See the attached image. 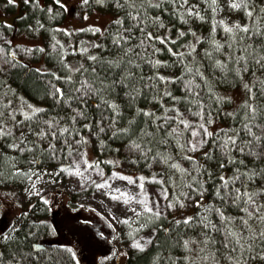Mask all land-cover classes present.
<instances>
[{"label":"snow or ice","instance_id":"snow-or-ice-1","mask_svg":"<svg viewBox=\"0 0 264 264\" xmlns=\"http://www.w3.org/2000/svg\"><path fill=\"white\" fill-rule=\"evenodd\" d=\"M28 2L29 0H25V3ZM206 2L209 3V7H211L215 13L217 11V0H206ZM55 3L59 5L60 8L67 10L66 5L62 4L61 0H55ZM89 3L90 0H82V4L84 5ZM95 3L102 7L110 3L112 8L117 10L116 19L112 21V24L116 26L114 32L104 33L101 32L99 28L88 30L92 31L93 34L101 33V35H105L106 38L110 40L112 49L111 54L108 56L103 54L104 52L110 51L108 45L95 44L94 47L102 49V53L89 55L87 57L88 60L93 62L89 68H85L81 65L80 68L74 70L80 73L81 78L76 81H73L72 76L64 78L66 83L70 85L68 90L69 95H66L63 90L53 85L55 88L53 96L57 97L58 94L57 103L63 102L69 108L72 107L73 101L81 105L79 109H72L74 114L69 118L71 124L75 125L78 118L87 119L83 108L88 107V102L91 100V107L97 109L100 114V119L96 121L95 125L98 132H93V125L91 123L83 124V128L94 135H99V133L110 130L112 137L127 136L129 142L126 146L128 149L130 151L139 152L141 157L145 160L149 158V154L153 151L152 147H149V145L153 143L167 145L170 138H176V144L179 150L184 153L182 159L191 164V170L182 167L181 164L176 162L169 154L157 151L155 155L151 156V159L153 161L158 160L162 165L166 166L165 172L168 173V177L167 179H156L155 174H153L150 182L161 186L162 199L167 201V209H183L186 207L185 201H190L195 208L202 209V211L195 213V215L174 220V227L176 228L180 225H184L185 228L189 229H201L199 233L201 239L199 241L190 239L182 240L181 246L187 253L195 251L190 247L191 244L203 245V247L199 248L195 257L185 255L183 257L184 264H198V262L207 264L210 259L213 260L215 264H218L215 252L209 254L208 251L209 245L215 246L217 243H219L227 253L225 258L229 264H248V260H259L261 264H264V203L258 202L257 199V197L264 196V189L249 192L245 181L242 180L243 177L247 181H252L259 173L255 170L251 172H241L240 169L237 168L236 173L227 179L223 174L219 175L220 183L215 188V198L223 204H229V202H231L230 206L237 207L239 211L243 213V215L238 217L227 216L219 206L213 204L205 206L203 204V197L208 189L205 187L207 181L202 178L201 173L202 171L207 173L209 179H211L212 174L207 171L204 165L199 164L192 155L187 154L188 152L200 151L205 144H208L209 138H211L213 146L219 149V152L227 159L229 164L237 163L235 158L231 155L234 151H239V153L246 154L256 160L264 159V123H256L258 118L264 119V106L256 103L258 96L264 99V79L255 74L256 70L264 72V51H261L264 49V44L254 46L251 43H243L245 39L252 40L253 37H257L261 41H264V24L260 23L261 20H264V8H260L259 12H257L254 5L250 6L251 0H228V7L235 11H243L244 15L251 21V25L235 23L228 26L225 25L223 20L215 21V17H213V38L210 41H203L199 37L196 38V44L205 42L210 43L211 50L204 49L200 54V60H197L196 45L190 44L185 51H173L171 47H168V44H176V40L170 37L154 36L151 32H146L149 20L152 24L164 27L159 16H148V9H160L163 4H170L174 9V14L181 16V18L187 15L195 16L203 20L199 11L195 10V5L188 6L186 11H181L188 5V0H156V2H154V0H95ZM13 4H15V0H6V6ZM119 11H124L125 15H119ZM164 11H167V9H164ZM49 12H51V9H49ZM125 19L129 21L127 26H125ZM218 26H223V31L229 34V39L227 41V48L229 51L223 53L226 56V59L223 61L216 59L213 55V53H221L225 48V44H221L214 39V33ZM8 27L11 26L9 25ZM134 30H138L139 36L135 34ZM169 31H171V29H169ZM189 31L193 37H196L195 32ZM236 33L242 34L239 36V42L236 40ZM185 35L186 33L181 31L177 39ZM133 40L138 42L134 44L132 43ZM157 41L167 48L171 56L176 58L175 63H178L183 68L182 74L175 79H169L159 75L145 78L143 74L133 71L134 69L139 70L142 63H147L153 68H158L162 63H165L151 58L161 51V49L155 47L154 42ZM58 43L59 41H57V44ZM237 44L238 47H234ZM53 47H55V45ZM149 49L152 50L151 53H149ZM4 51L5 50L0 47V54L4 53ZM28 51L32 50L29 49ZM38 51L42 52L44 50L41 48L38 49ZM87 51V49L81 50V52ZM237 52H239V54H237ZM73 54H75V52ZM12 55L14 56L15 54L12 53ZM187 57H191V60H186ZM202 60L208 61L207 70H210L213 74L217 71L221 74L219 79L224 80L229 72H233L239 77L241 86L248 94V99L241 105L243 116L240 121V127L234 131L233 135L224 132V136L220 137L219 133H216L214 136L213 132L208 131L207 125L213 122L211 119V104L215 102V104L219 106L230 101V97L219 96L215 93L211 87L209 78L205 76V72L202 70ZM7 62L8 61L5 60V63ZM229 63L233 64L234 67L230 69L228 67ZM250 63L253 66L251 83L245 81L243 76V73L249 71ZM2 70L3 69H0V71ZM69 70L71 71V69ZM55 78L61 79L59 76ZM145 79L149 82L141 86L140 81ZM197 79H199L201 83H197ZM157 80L164 84L180 81L183 84L185 96L177 97L174 96L172 92L165 90L163 95L169 97L174 104L172 107H164L162 100L158 101L161 107L164 108V113L162 115L158 116L156 112L137 108L133 117L127 120V126L117 128L116 125L119 123V118L122 115L121 107L114 100H110L107 97L115 93L116 89L119 88L128 99L131 106L142 94L143 89H155L156 84L154 81ZM153 99H155V97H153ZM205 101H207V104ZM181 102L189 105L187 111L191 113V115L199 117L200 122L198 124L194 125L187 120L184 113L176 107V104ZM193 107L196 111H193ZM5 109H9L8 118L14 122V127L19 128L21 125H24L25 122H29L27 124V132L21 130L19 137L14 135L12 128L8 127L5 123ZM27 109L28 110H24V108L21 107L17 112L16 109H12L11 101H9L8 104H4L2 100H0V140H11L10 143L0 146V180L5 176L2 169L5 165H9L14 169L9 175L24 177L31 181L32 189L36 188V183L42 178V174L32 169L25 172L22 169L16 168V164L14 163L16 157L7 155L3 150L4 147H6L14 152L19 151L21 154L25 152L35 153L36 150L40 148V145L34 141H29L27 139L28 135H34L37 141H43L50 137L52 142L49 143L46 149H41V151L47 152L54 159L58 158V150L54 143L56 140L59 139L63 141L64 146L67 148L68 156L73 155V144H75L77 146L76 155H79L81 157V162L85 164L84 171L94 167V164L84 159L83 153L79 151L80 145L88 143L87 139L83 137L75 139L76 136L80 135L79 129L61 126L60 119L56 117L43 119L40 117V114L46 111L43 108H36L31 104H27ZM206 109L208 119L205 122L204 113ZM109 112L111 115L108 114ZM169 112L173 113V115H168ZM17 114L22 115L23 120H17ZM226 115L235 118L237 113L229 112L226 113ZM137 116L150 118V120H144L143 123L145 125L151 123L154 130L150 131L147 127H139L136 120ZM104 121H108V124L105 125ZM157 121H161V123H157ZM33 123H35L36 128H33ZM181 125L183 126V130H179V126ZM187 130H191L192 139L186 141L184 144H180L178 137L182 135V131ZM161 131L164 132V136L157 140L156 135ZM241 133H243V136H241ZM133 137H135V139ZM197 137H199V139H196ZM69 138L73 139V143H69ZM138 140H143L144 143L141 144ZM203 155L206 160H212V149L204 152ZM28 162L31 164L38 163L35 158ZM132 162L136 163L135 160ZM239 163L244 164V161L241 160ZM73 166L75 168L74 174L82 176L83 172L79 170L80 162L73 160ZM95 166L98 167V165ZM149 167H151V165H149ZM218 167L224 169L225 164L220 162ZM71 171L72 166L69 168L61 167L55 175H59L61 172ZM174 172H179L181 174V183L174 185L175 187L181 188V191L178 195L174 196V199L170 200L165 185L174 184L172 179V173ZM260 172L264 173V169H260ZM44 174L51 175L49 173ZM33 176L36 177V180L32 179ZM161 176L163 177L164 173H161ZM120 178L127 180L129 183H136L131 177L121 176ZM138 179L140 180L138 187L141 192H143L146 178L139 177ZM238 181L241 184L240 187H236ZM96 187L103 188L110 187V185L105 181L103 184H97ZM241 188L244 190L241 191ZM183 189H187L188 191H184ZM115 191L119 192L120 190L116 189ZM34 194L39 195V191H36ZM197 197H199V199ZM122 198L125 204H129L135 200L136 203L142 205L141 211H137L135 208L130 209L137 217L148 214V219H159L162 216L160 201H153V207L147 199H136V197L131 196L127 192H120L119 196H112L114 200H121ZM43 203L48 204V200L43 199ZM212 213H215L218 217L219 223H214L211 220L210 216ZM22 215H26V213ZM250 221L257 222L261 225V229L258 232L255 231ZM119 222L124 224L129 223L128 220ZM10 229L12 231H18V229H15L14 225L10 226ZM161 230L170 232L172 229L162 228ZM215 234H218L220 239H217ZM10 239H12V236L9 235V230H0V242ZM152 243L153 238L150 237L145 241L144 245L136 241L133 243L132 247L139 251H144L145 246ZM258 247L260 251L256 252L255 250ZM218 250L219 249H217V251ZM67 251L71 252L72 250L67 249ZM245 253H247V256ZM72 258L75 259L74 253L72 254ZM3 259L4 252L0 251V264H3ZM105 259H108V257ZM173 264H175V262H173Z\"/></svg>","mask_w":264,"mask_h":264},{"label":"trees","instance_id":"trees-1","mask_svg":"<svg viewBox=\"0 0 264 264\" xmlns=\"http://www.w3.org/2000/svg\"><path fill=\"white\" fill-rule=\"evenodd\" d=\"M44 4H51L53 8L49 13L46 7H40L37 2L33 3H19L18 4V12L12 18L11 22L13 23V27L23 24L27 30H31V32L39 33V29H42L41 33H39L42 38H48L49 32L52 30H57V26L63 21L65 18V13L67 10L60 8L59 5L55 3V0H44ZM156 2V0H154ZM220 4V0H217V5ZM195 5L197 11H199L200 15L203 17V20L198 19L195 16H187L184 15L182 18L179 15L174 14V9L170 4H163L160 9H148L149 17L159 16L164 27H159L155 24H152L149 20L148 27L146 28V32H151L154 36L159 35L161 37H170L173 40H176V44H168V47H171L173 51H185L187 47L192 44L196 45L197 48V60H200V54L204 49L211 50V44L208 42L196 44V38L199 37L201 40L205 41L204 38H209L210 41L213 38V16L210 17L206 14V11L210 10L209 3L206 0H188V5L185 6V9L181 11H186L188 6ZM255 6L257 12H259L260 8H264V0H251V5ZM72 6L69 5V7ZM72 13L74 14H82L83 12L91 13H102L109 16L110 20L106 25L104 33L114 32L116 26L112 24V21L116 19L117 10H114L109 3L107 6H100L95 3V0H90V3L87 5L82 4V0H74L73 6L70 7ZM167 9V11H164ZM66 11V12H65ZM240 11L239 16L232 22H227L226 17L218 16L219 19L225 22V25L231 26L235 23H239L241 25L249 24L251 25V21L244 15V12ZM80 13V14H79ZM61 15V16H60ZM119 15L124 16V11H119ZM212 15V13H211ZM216 19V18H215ZM186 21V22H185ZM3 21L0 20V24ZM129 21L125 19V26H127ZM261 24H264V20L260 21ZM42 25V27H41ZM171 29V31H169ZM195 32L196 37H193L190 33ZM183 31L186 33L185 36L177 39L179 32ZM135 34L139 36L138 30H134ZM204 34L206 37H204ZM228 35V36H227ZM241 33H236V40L239 42V36ZM215 41H218L221 44H225V48L221 53H213L214 57L219 60H225L226 56L223 53L229 51L227 48V41L229 39V34L223 31V26H218L214 33ZM138 41L133 40L132 43H137ZM85 45L89 44V47L82 48L87 49V52H83L81 55L77 56L76 59L71 62L68 66H66L63 70L53 71L51 68L53 65H58L56 61H53L49 56L50 52L45 53V57L43 59L44 64L48 66L49 69L46 71L39 70L35 68L29 62L22 61L12 54L4 53L0 54V100L4 104H8L11 101L12 109H16L17 112L21 107L24 110L27 109V104H31L36 108H43L46 111L40 114V117L43 119H49L51 117H56L60 119L61 126H69L80 130V135L76 136L75 139H80L81 137L88 139L91 145V149L95 155L96 160L99 163V166L105 168L109 162L108 160L111 158H118L119 161H124L130 163L134 166L136 172H142L147 174L148 171H152L158 174L164 173L163 178L167 179L168 173L165 172V167L158 160L153 161L151 159L152 155H155L157 151L161 153H167L174 158L176 162H179L182 159L184 153L179 150L178 145L176 144V138H170L168 140L167 145L164 144H156L153 143L149 145L152 147L153 151L149 154V158L147 160L141 157V154L136 151H130L126 146L129 142L127 136L121 137H112L111 132L106 131L104 133H99V135H94L89 133V131L83 128V124L91 123L93 125V132H98L96 128V121L100 119L99 111L93 107H91L92 101L89 100V106L83 108L87 119H79L75 125L71 124L70 117L74 114L72 109H79L81 107L80 104L73 101L72 107L69 108L65 103H57V97L53 96L55 91V87L60 88L65 92L66 95H69L70 85L66 83L65 79L68 76H72L73 81H76L81 78L79 72H75L74 70L80 68L83 65L85 68H89V66L93 63L88 60L89 55H96L102 53V49L95 48V44L108 45L110 48L109 52H104L105 56L111 54V44L110 40L106 38L105 35L99 36V38H88L84 41ZM155 47L161 49L160 52L156 53L153 57L154 60H160L162 63L158 68H153L151 65L147 63H142L141 68L139 70L134 69L133 71H137L138 73L143 74L145 78L150 76H164L169 79H175L180 76L183 72V68L178 63H175L176 58L171 56V54L167 51V48L160 44L158 41L154 42ZM207 43V44H206ZM244 44L251 43L254 46L259 44H264V41H261L257 37H253L252 40L245 39L243 41ZM206 44V45H205ZM234 47H238V44ZM80 48L75 49V53ZM151 53V49L148 50ZM261 51H264L262 49ZM8 52V49H7ZM26 53L29 51L26 48ZM31 54L33 52H30ZM239 54V52H237ZM53 55V54H52ZM51 55V56H52ZM34 56V53H33ZM39 58H35L34 60H38ZM5 60L8 62L5 63ZM186 60H191V57H187ZM202 70L205 72V76H207L211 82V87L215 91V93L219 96H227L230 97V101H227L219 106L213 102L211 104V119L212 123L208 124L215 126L216 129L211 132L219 133L220 137L224 136V132H228L229 135H233L236 129L240 127V121L243 116V109H241V105L245 100L248 99V94L241 86V82L239 77H237L233 72H229L227 74L226 79H219L220 73L217 71L216 73H212L208 69V61H201ZM228 67L231 69L234 67L233 64L229 63ZM71 69V71L69 70ZM39 70V71H37ZM252 71L253 66L250 63L249 71L247 73H243L244 80L251 83L252 80ZM43 73V74H42ZM54 74V75H53ZM256 76L264 79V72L260 70H256ZM61 77V79H56L55 77ZM187 78V77H186ZM149 81L141 80L140 85L142 86L144 83H148ZM197 83H201L199 79L196 81ZM156 84L155 89H143L142 94L137 98L134 104H131L128 99L123 95L121 89L117 88L115 93L108 96L107 98L110 100H114L117 104L120 105L122 115L119 118V123L116 125L117 128L126 127L127 120L132 118L135 114V110L137 108H143L146 111L156 112V114L162 115L164 113V108L161 107L158 101L162 100L164 107H172L174 102L167 96L163 95L165 90L172 92L174 96L184 97L185 92L183 90V84L180 81L176 83H161L158 80L154 81ZM236 90H240L242 92V98L236 103L233 101L231 97V93ZM155 97V99H153ZM26 102V104H25ZM98 102V101H97ZM207 104V101H205ZM261 106H264V99H261L259 96L257 97V101ZM176 107L180 109L181 112L184 113L186 117L189 119H198L199 117L191 115L187 111L189 105L186 103L176 104ZM5 123L8 127L13 128L14 132L16 131L17 137L20 135V131L23 130L27 132V124L29 122H25L24 125H21L19 128L13 127L14 122L8 118L9 109H5ZM193 111L196 109L193 107ZM235 112L237 115L235 118L226 115V113ZM111 115V113H108ZM168 115H173V113L169 112ZM205 122L208 119L207 109L204 113ZM17 120H23V116L17 114ZM137 125L139 127H147L150 131L154 130L151 123L145 125L143 123L144 120H150V118L137 116ZM157 123H161V121H157ZM256 123H264V119L258 118ZM104 124L107 125L108 121H104ZM33 128H36L35 123L32 124ZM135 127V126H134ZM38 130V129H37ZM179 130H183V128H179ZM255 130V129H254ZM185 135L186 131H182V135L178 137L180 144L185 143ZM162 136H164V132L161 131L157 133L156 139L159 140ZM243 136V133H241ZM135 139V137H133ZM27 139L29 141H34L39 143L40 148L36 150L35 153L25 152L21 154L19 151H7V148L4 147V151L9 156H15L16 160L14 163L16 164V168L25 167V166H35V167H51L55 164L66 166L72 156H68L67 148L64 146L63 141L56 140L54 143L58 150L57 159L52 158L47 152L41 151V149H46L51 141L49 137L43 141H37L34 135H28ZM11 140L4 139L0 140V146H4L10 143ZM139 143L143 144V140H138ZM239 142V141H238ZM69 143H73V139L69 138ZM82 145L79 146V151L82 149ZM205 151H209L212 149L213 151V159L206 160L203 153L200 152L197 154L195 160L199 162V164L204 165L208 172L212 174L211 179L208 178L207 173L202 171L201 175L204 180L207 181L205 187L208 189L204 194L203 204L205 206L209 204H213L219 206L227 216L238 217L243 215L239 211V209L235 206H230L229 204H223L218 199L215 198V188L219 185V175L223 174L225 178L232 177L236 173V169L239 168L241 172H251L253 170L257 171L259 174L252 181H247L242 177V180L245 181L247 190L249 192L259 191L264 189V173L260 172V169H264V159L256 160L253 157L247 156L246 154H241L239 151H234L231 155L235 158L237 163L229 164L227 159L221 155L218 148H215L212 143V139L209 138L208 144H205ZM77 146L73 144V155L76 153ZM62 149V151H61ZM11 150V149H10ZM38 161L37 164H31L28 161L33 159ZM135 160L136 163L132 161ZM243 160L244 164H240L239 161ZM223 162L225 164L224 169H220L218 164ZM151 165V167H149ZM5 173V176L2 180H0V190H2V185L5 180H15L16 177L9 175L14 169H12L9 165H5L2 169ZM174 173H172L173 175ZM181 175V174H180ZM168 189L171 186L170 184L165 185ZM241 184L238 181L236 183V187H240ZM244 189L241 188V191ZM179 193V190L177 189ZM171 194V192H169ZM258 202L264 203V196L257 197ZM69 203H72V200H69ZM13 204V202H12ZM73 204V203H72ZM69 205V204H68ZM49 206V207H48ZM9 211V208H6ZM47 209H51L50 205L47 204L43 210H25L21 212L19 216V225L16 229L18 231H13L12 239L1 243L0 251L4 252L3 264H77V259L72 258V254L74 253L71 249V246L65 243V241H61L60 239H55V233L51 228L47 219L51 221L52 213L51 210L48 213ZM202 211V209H197L194 207L192 215L195 213ZM26 213V215H22ZM191 215V216H192ZM148 218V214H146ZM144 218V217H143ZM142 218V221H143ZM211 220L214 223H219L218 217L215 213H212L210 216ZM173 217L161 216L159 219H148V226L151 229H154L155 233L153 236V243L145 246L144 251L134 250L130 255L127 256L124 264H184L183 257L188 255V253L183 249L182 240L190 239L197 240L201 239L199 233L201 232L200 228H185L184 225H180L178 228L174 227ZM144 223V222H143ZM252 227L255 231H259L261 229V225H259L255 221H250ZM238 225V222H237ZM2 223L0 220V229H2ZM162 228H171L170 232H164ZM11 230V229H10ZM217 239H220L218 234H215ZM52 240H48V239ZM43 241H48L51 245H44L43 248L37 249L35 247L36 244H39ZM30 245V246H29ZM29 246V247H28ZM191 248L195 251L191 252L190 256L195 257L199 248L203 247L201 244H191ZM67 249H71L69 252ZM217 249H219L217 251ZM6 251V252H5ZM209 254L215 252L216 261L218 264H229L227 259L225 258L227 253L221 247L219 243L215 246H208ZM256 252L260 251V248H256ZM190 254V253H189ZM235 255V254H234ZM247 256V253H245ZM78 264L81 262L78 261ZM198 264H202V262H198ZM207 264H215L213 260H209ZM248 264H261L259 260L253 261L248 260Z\"/></svg>","mask_w":264,"mask_h":264},{"label":"rangeland","instance_id":"rangeland-1","mask_svg":"<svg viewBox=\"0 0 264 264\" xmlns=\"http://www.w3.org/2000/svg\"><path fill=\"white\" fill-rule=\"evenodd\" d=\"M34 1L40 7H46L48 11L53 8L51 4L45 5L44 0H29L26 4ZM73 2L74 0H61V3L66 5L67 8L65 18L57 26V30L49 32L48 38H42L39 34L42 29H39V33H34L31 30H27L23 24L13 27L11 20L18 12V4L25 3V0H15V4L7 6L6 0H0V20L3 21L0 24V47L6 53H14V56L18 59L29 62L35 68L44 71L49 68L45 65L46 63L44 64L43 59L45 53L50 52L53 55H50L49 58L58 64L53 65L51 69L53 71L63 70L77 56L83 53L81 52L82 48L89 47V44L85 45V40L101 36V33L93 34L92 31L88 30L99 28L101 32H104L110 20L109 16L102 13L94 12L88 14L83 12L82 14L79 13L80 15L74 14L70 8L73 6ZM71 4L72 6L69 7ZM216 7L217 11L215 13L212 8L210 12L206 11L208 16L216 18L215 21L221 20L218 16H224L227 22H232L240 14V11H235L228 7V0H220V4ZM9 25L11 27H8ZM204 37H206L205 34ZM204 40L208 41L209 38H204ZM57 41H59L58 44ZM54 45L55 47H53ZM26 48L27 50L31 49L34 56L33 53H26ZM41 48L44 51H38ZM77 48L80 49L73 54ZM37 57L39 59L34 60ZM242 95L240 90L231 93L235 103L242 98ZM185 118L194 125L200 122L198 119H189L186 116ZM207 127L210 132L216 129L213 125ZM179 128H183V126L181 125ZM13 133L17 136L16 131L14 132L13 130ZM190 139H192L191 130H187L185 142ZM196 139H199V137ZM87 141L88 143L83 144L80 152L83 153L84 159L94 164L93 168L84 171L85 164L81 162V157L75 153L66 166L58 163L51 167L40 168L31 165L19 167L25 172L32 169L42 174V178L36 183L35 189H32L31 181L24 177H16L11 182L5 180L1 184L0 220L3 226L0 230H9V235L12 236L13 231L10 230V226L14 225L15 229L18 227L21 212L25 210H43L47 206V204L43 203V199H47L48 205L51 207V213L54 212V217L51 218V221L47 219L55 233L54 238L57 240L61 238V241H65L67 245L69 244L76 259L81 264H124L127 256L137 250L132 247L133 243L139 241L144 245L148 238H153L155 231L148 226L146 214L137 217L130 210L135 208L137 211H141V204L136 203L135 200L125 204L123 198L114 200L112 196H119L120 192H127L131 196L136 197V199H147L153 207V201H160L162 216L168 215V217L175 219H183L192 215L194 206L190 201H185L186 207L183 209H167V201L162 199L161 186L150 182L153 174H155L156 179L163 178L161 174L152 171L147 174L136 172L137 170L132 164L119 161L118 158L109 159L108 162L110 163L103 168L99 166L90 142L88 139ZM204 146L198 152H188L187 154L192 155L195 159L198 153L205 151ZM7 151L12 150L7 148ZM73 160L80 162L79 170L83 172L82 176L74 174ZM178 163L182 167L191 170V164L188 161L180 159ZM95 165H98V167ZM70 166H72L71 172H61L59 175H55L61 167L69 168ZM121 176L131 177L136 183H129L127 180L121 179ZM139 177L146 178L143 192L138 187L140 183ZM32 179L36 180V177L33 176ZM172 179L174 184H170L169 189L167 188L170 200L179 194L177 189L179 192L181 191V188L174 186L181 183L180 173L174 172ZM105 181L110 187H96L97 184H103ZM116 189L120 191H115ZM183 190L188 191L187 189ZM36 191H39V195L34 194ZM197 198L199 199V197ZM70 199L73 204L69 203ZM6 208H9V211ZM47 210L49 213L50 210ZM122 220H128L129 223H120L119 221ZM3 242L5 241L0 242V245ZM188 255H191V253H188ZM106 257L108 259H105Z\"/></svg>","mask_w":264,"mask_h":264},{"label":"water","instance_id":"water-1","mask_svg":"<svg viewBox=\"0 0 264 264\" xmlns=\"http://www.w3.org/2000/svg\"><path fill=\"white\" fill-rule=\"evenodd\" d=\"M35 247H37V249H41L43 248V245L39 243V244H36Z\"/></svg>","mask_w":264,"mask_h":264},{"label":"bare ground","instance_id":"bare-ground-1","mask_svg":"<svg viewBox=\"0 0 264 264\" xmlns=\"http://www.w3.org/2000/svg\"><path fill=\"white\" fill-rule=\"evenodd\" d=\"M209 12H210V10H209ZM49 13H50V12H49ZM242 13H243V12H242ZM60 16H61V15H60ZM227 36H228V35H227ZM55 37H56V36H55ZM30 52H31V51H29V53H30ZM148 172H149V171H148ZM29 246H30V245H29ZM29 246H28V247H29ZM5 252H6V251H5Z\"/></svg>","mask_w":264,"mask_h":264},{"label":"flooded vegetation","instance_id":"flooded-vegetation-1","mask_svg":"<svg viewBox=\"0 0 264 264\" xmlns=\"http://www.w3.org/2000/svg\"><path fill=\"white\" fill-rule=\"evenodd\" d=\"M52 217H54V212H52Z\"/></svg>","mask_w":264,"mask_h":264}]
</instances>
